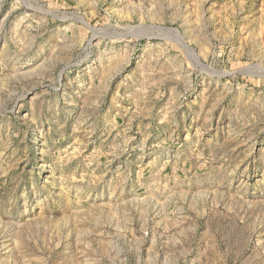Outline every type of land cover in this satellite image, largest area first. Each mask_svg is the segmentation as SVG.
<instances>
[{"label":"rangeland","instance_id":"rangeland-1","mask_svg":"<svg viewBox=\"0 0 264 264\" xmlns=\"http://www.w3.org/2000/svg\"><path fill=\"white\" fill-rule=\"evenodd\" d=\"M0 264H264V0H0Z\"/></svg>","mask_w":264,"mask_h":264}]
</instances>
